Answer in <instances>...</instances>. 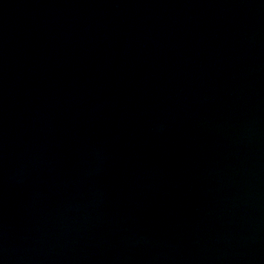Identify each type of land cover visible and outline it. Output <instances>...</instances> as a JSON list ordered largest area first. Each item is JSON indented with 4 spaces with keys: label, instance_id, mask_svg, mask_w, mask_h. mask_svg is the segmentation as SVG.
<instances>
[{
    "label": "water",
    "instance_id": "95a60500",
    "mask_svg": "<svg viewBox=\"0 0 264 264\" xmlns=\"http://www.w3.org/2000/svg\"><path fill=\"white\" fill-rule=\"evenodd\" d=\"M0 264H264V0H0Z\"/></svg>",
    "mask_w": 264,
    "mask_h": 264
}]
</instances>
